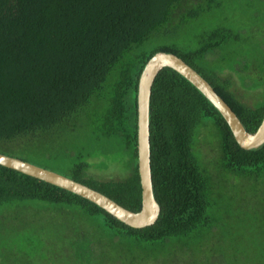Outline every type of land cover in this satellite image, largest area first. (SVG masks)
I'll return each instance as SVG.
<instances>
[{
	"label": "trees",
	"instance_id": "16d2710c",
	"mask_svg": "<svg viewBox=\"0 0 264 264\" xmlns=\"http://www.w3.org/2000/svg\"><path fill=\"white\" fill-rule=\"evenodd\" d=\"M216 1L0 0V153L138 212L137 82L157 52L193 68L253 134L264 115V84L254 81L253 88L262 90L248 105L222 70L208 75L196 63L237 40V27L205 32L192 51L156 42L214 12ZM148 121L152 190L160 207L153 225L128 227L80 196L2 166L0 210L28 211L26 222H39L42 232L49 228L53 242L70 241V264H264V144L241 149L214 107L170 68L154 79ZM211 128L215 139L207 142L204 133ZM204 142L213 152L203 151ZM108 146L119 149L117 163L127 174L105 181L89 176L87 160ZM105 162L97 168H108ZM225 176L258 186V223L218 224L216 189ZM240 229L255 239L237 244ZM29 230L37 233L38 225Z\"/></svg>",
	"mask_w": 264,
	"mask_h": 264
},
{
	"label": "rangeland",
	"instance_id": "374dc122",
	"mask_svg": "<svg viewBox=\"0 0 264 264\" xmlns=\"http://www.w3.org/2000/svg\"><path fill=\"white\" fill-rule=\"evenodd\" d=\"M216 3H219V6L215 5L214 12L183 26L174 38L160 37L156 39V42L160 44L173 42L182 50L192 51L199 47L200 37L205 32L217 27L227 29L237 27V40L205 54L196 63L197 67L208 75L216 70H222L220 76L230 81L231 89H234L235 94L242 102L251 105L259 93L257 90L261 89L253 88L254 81H261L264 84V0H218ZM213 132L212 128L205 131V141L214 142ZM209 147L205 142L203 143V151L206 149L209 151ZM213 150L214 148L209 152L211 153ZM105 161L109 163L108 168H97V164L106 163ZM118 161L119 149L108 146L104 154L90 156L87 160V162H91L88 175L103 181L118 180L127 174L117 163ZM252 182L234 176H225L220 182L216 189L218 197L215 198L219 225H253L254 221L256 223L260 221L256 218L255 208L257 209V206L260 205L257 203L261 202L262 197L257 194L258 186ZM260 193L263 194L262 190ZM26 214L28 211H23L20 208L0 210V245L2 246L0 247V259L5 260L4 264L72 263L71 242L64 243L63 241V244L53 242L50 229L46 227L43 232L40 231V223L26 222L30 219V217L24 216ZM225 214L226 219L224 218ZM45 222L49 225L50 220L45 219ZM22 225L25 230L22 229ZM29 225H38L37 233L40 231V234L35 238L40 241L34 245H32L33 239L31 238L37 233L30 231ZM13 230L15 231L13 232ZM27 230L32 236L29 237ZM237 239L247 243L249 240L253 241L255 236L240 229L234 237L236 243ZM4 244L6 246H3ZM231 245L235 248L238 247L234 242ZM26 256H29V260L23 259ZM179 262L177 259L176 262L168 261L167 264H179ZM187 264L189 263L187 262ZM213 264L221 263L214 262ZM229 264L233 263L229 262Z\"/></svg>",
	"mask_w": 264,
	"mask_h": 264
},
{
	"label": "water",
	"instance_id": "95a60500",
	"mask_svg": "<svg viewBox=\"0 0 264 264\" xmlns=\"http://www.w3.org/2000/svg\"><path fill=\"white\" fill-rule=\"evenodd\" d=\"M163 68H170L181 75L214 107L227 124L234 141L241 149L252 150L264 144V115L256 131L253 134L248 133L236 114L200 74L181 58L171 53L157 52L146 61L137 82L136 153L141 189V206L138 212L127 210L105 195L68 177L18 158L0 153V166L80 196L128 227L142 229L153 225L160 213V207L152 190L148 121L149 98L154 79Z\"/></svg>",
	"mask_w": 264,
	"mask_h": 264
},
{
	"label": "bare ground",
	"instance_id": "6f19581e",
	"mask_svg": "<svg viewBox=\"0 0 264 264\" xmlns=\"http://www.w3.org/2000/svg\"><path fill=\"white\" fill-rule=\"evenodd\" d=\"M26 40H27V38H26ZM37 43V42H36Z\"/></svg>",
	"mask_w": 264,
	"mask_h": 264
}]
</instances>
